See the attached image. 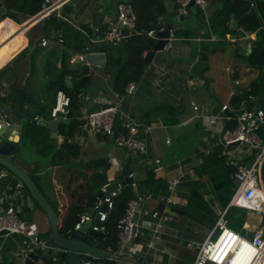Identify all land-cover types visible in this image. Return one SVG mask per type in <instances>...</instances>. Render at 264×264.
<instances>
[{"label":"crops","instance_id":"0c3cea01","mask_svg":"<svg viewBox=\"0 0 264 264\" xmlns=\"http://www.w3.org/2000/svg\"><path fill=\"white\" fill-rule=\"evenodd\" d=\"M1 1L0 70L5 68L9 77L2 86L18 83L31 103L22 118H18V107L0 105L7 121L21 126L19 131L4 129L0 137L15 144V163L57 207L59 227L74 202L88 200L83 195L88 182L101 175L108 184L122 182L124 168L129 167L135 178L134 192L143 198L135 217L137 234L120 253L105 248L103 237L94 238L93 245L102 244L116 258L92 263L194 264L200 244L235 193L231 172L255 161L256 150L227 146L223 134L236 128L242 113L264 107V7L260 0H243L251 2L244 15L253 19L246 23L248 28L234 13L239 0H208L206 11L195 6L186 16L178 15L176 0H164L157 32L173 31L169 46L156 51L149 62L146 57L153 49L145 52L144 74L134 83V93L123 97L113 87L118 67L91 66L90 74L83 76L79 60L88 51L106 53V48L116 51L118 63L126 58L124 42L115 47L104 41L121 0H70L58 15L66 23L63 29L45 32L36 28L43 22L28 23L29 13L18 16L20 22L2 18ZM42 39L49 40L46 47L41 46ZM153 40H159L158 33ZM23 51L27 55L22 56ZM84 78L90 83L79 97V129L66 138L67 129L60 124L58 133H52L48 123L53 120L57 92L69 89L72 95L79 94L75 86ZM6 93L0 90L3 97ZM119 102L118 124L129 115L140 125L147 154L130 153L109 137L89 133L84 117L105 104ZM33 109L38 119L26 117ZM260 135L264 139V125ZM0 176L4 177L0 180V213L13 206L26 227V234L0 236V264H25L26 257L15 254L35 232L39 239H50L49 220L28 191L10 186L12 174L2 171ZM19 192L21 196L15 198ZM103 203L101 199L98 209ZM235 213L233 223L237 217L243 223H235L234 232L250 237L261 220L245 209ZM37 264L66 263L50 251Z\"/></svg>","mask_w":264,"mask_h":264},{"label":"built area","instance_id":"2783aa9c","mask_svg":"<svg viewBox=\"0 0 264 264\" xmlns=\"http://www.w3.org/2000/svg\"><path fill=\"white\" fill-rule=\"evenodd\" d=\"M69 1L42 0L41 10L33 21L40 23L54 14L59 15ZM192 1H194L195 6L200 10H207L208 0H176L178 15H188L189 5ZM136 28L137 15L132 3L129 0L121 2L118 4V14L115 21L108 23L104 41L115 47L120 46L136 31ZM172 32L169 31L170 37L167 39L168 42L173 36ZM157 33L156 30H151L147 34L156 40ZM48 44L49 40H41L42 47H46ZM168 46L169 44L166 45V47ZM88 53H91V51L86 52L85 55L79 58L82 63L85 62ZM135 89L136 85L131 83L127 87L126 94L132 95ZM70 104L71 97L68 94L63 91L57 92L55 108L52 111L53 119H57L59 113H62L67 118L69 110L66 111V109L69 108ZM109 105L106 109L103 108L89 113L84 117L89 133L109 137L115 141L119 148L126 149L130 153L147 154L148 143L142 136L140 125L133 122L129 115H126L124 123L119 125L118 114L120 113L122 102ZM225 109H227V106L223 108V110ZM263 125L264 111H246L238 118L236 128L225 130L223 134V140L227 146H231L235 142L248 143L257 153L255 161L251 166H240L233 172L232 178L236 183L235 193L229 207L220 212L216 227L208 234L205 241L200 244L194 264H264V228L259 225V227L252 231L250 237H245L234 232L230 228L228 220L230 208L245 209L256 214L260 220L264 216V189L261 181V169L264 164V139L260 135V129ZM20 127L7 121L3 113H0V132L3 128L19 131ZM18 187L24 188L22 184ZM118 191L103 198V202L108 203L109 211L113 209V198L117 195ZM19 195L20 192L15 195V198ZM142 199L139 196L131 200L128 203L125 216L119 221L118 228L120 230L121 241L118 253L131 244L137 234L136 231V234L133 235V229L136 227L135 217L139 211ZM96 210H98V207H96ZM108 215L109 213L101 214V222L105 223ZM87 219V217L83 216L75 230L79 229ZM103 225L95 227V229L104 232ZM4 231L8 233L6 235L26 234L25 224L13 206L6 208L5 211L0 213V234ZM227 233H229V236L226 238ZM232 237L233 240L231 241ZM29 238V241L25 242L24 247L15 254L17 257H27L29 253L37 248L45 247L46 241L39 239L36 232L33 238ZM55 258H58V256L55 255Z\"/></svg>","mask_w":264,"mask_h":264},{"label":"trees","instance_id":"16d2710c","mask_svg":"<svg viewBox=\"0 0 264 264\" xmlns=\"http://www.w3.org/2000/svg\"><path fill=\"white\" fill-rule=\"evenodd\" d=\"M34 1L35 0H2L1 4L4 10L2 18H12L16 22H20L18 16L28 14L30 7L33 5ZM163 1L164 0H131V3L137 15V28L136 31L133 32L123 43L124 50L126 52V58L118 63L116 59V51L106 48V53L110 58L108 68L114 69L118 67L117 73L114 77L113 87L115 92L119 96L123 97L126 94V89L129 84L137 83L141 80L144 74L145 68L147 66L144 54L145 52L151 51L155 43L147 33L151 30L159 31L161 29V24L158 22V20L159 16H161L165 11L163 7ZM259 3L261 4L260 6L264 7V0H260ZM250 5L251 2L245 3L243 0H239L234 11L236 15L243 19L246 28H248L246 23H249L248 21L253 20L252 18L246 16L244 17ZM64 25H66V23H64L63 19L58 17V14H54L43 21L42 24H39L36 28L41 32L50 30L57 31L63 29ZM252 28L256 29V26L251 27V29ZM2 52L3 50L0 49V53ZM93 52L97 51L93 50ZM27 53L28 51H23L21 54L22 56H25L27 55ZM257 65L259 64L254 63V66ZM4 79H8L9 81V77H6L5 68L0 70V90L2 89L4 91H7V93L5 97L0 94V105L6 103L18 107V118H22L25 106L31 103L28 94L25 90H21L19 88L18 83L9 84L8 88L2 86V81ZM89 83V78H84L82 81H79L75 88L79 90L80 93L70 96L71 104L68 108L69 113L67 117L71 122L69 124H61L62 128L67 129V131L64 132L66 138L69 137V132L71 133L72 131V133L75 134V132L79 129L81 121L76 118L77 111L80 110L81 106V100L79 99V97L85 91ZM66 90V94H68L70 90ZM235 101L239 104L238 100ZM172 122L174 124H177V121ZM34 123L36 124L37 122L34 121ZM24 133H26V128L24 129ZM25 137L26 136H24V138ZM262 167L264 171V164ZM2 171H7V169L0 165V174ZM233 172L234 170L231 173ZM132 173L133 171L129 167H125L122 176L123 178L121 180H123L126 176H130ZM87 184L88 185L84 186L83 195H85L88 200L83 203L74 202L69 208L68 214L60 226V234L65 238H69L70 235L75 231L76 226L80 223L81 218L86 210L99 206V203L101 201L100 194L103 192L102 188L106 184H108V180L104 175H101L95 178V181L92 180ZM24 189L27 191L25 187ZM135 198H137V196L134 192V186L128 184L122 186V188H120V190L117 192V195L113 198V209L110 211L108 219L103 225L105 235L102 238L105 248L111 250L112 252L117 251L120 247L121 240L120 230L118 228L119 221L125 216L128 203ZM35 203L37 204V202ZM229 203V200H227L224 206L227 207ZM51 204L56 210L57 207L55 206V204ZM233 209L234 211H236V209L238 208L229 209L228 220L230 228L236 230V227L234 225L235 223H233L235 215L233 213ZM242 223L243 221L241 222V224ZM94 264L97 263L95 262Z\"/></svg>","mask_w":264,"mask_h":264},{"label":"water","instance_id":"95a60500","mask_svg":"<svg viewBox=\"0 0 264 264\" xmlns=\"http://www.w3.org/2000/svg\"><path fill=\"white\" fill-rule=\"evenodd\" d=\"M127 0H121V2H125ZM41 2L42 0H35L33 5L29 10V17L31 18L28 23L30 25L37 24L35 20L37 14L41 10ZM190 8L195 7L194 1H192L189 5ZM159 40L155 43L153 51L148 53L146 57V61H151V58L154 56L156 51H162L165 49V46L168 42V38L170 37L169 31H160L158 32ZM166 39V40H165ZM108 55L106 53H88L86 55L85 62L81 65L82 75L86 76L90 74L91 66L100 69H106L108 66ZM73 94V90L68 94L71 96ZM110 105L105 104L103 108L106 109ZM68 109H66L67 111ZM264 111V107L261 109ZM26 113V117L31 119H38V111L37 110H28ZM226 114H232L231 112H226ZM43 123V121H40ZM68 119L64 117L62 113L57 115V119H53L48 123L51 132L54 134L58 133V126L60 124L68 123ZM5 128L2 129V131ZM1 131V132H2ZM0 132V133H1ZM245 146L250 147L251 145L248 143H240L235 142L231 146ZM17 147L12 142L4 141L3 138L0 137V165L5 167L8 173L13 175V179L11 180L10 186L13 188L18 187L22 184L27 191L30 193L32 199L37 202L39 207L44 211L47 215L52 235L50 239H48L45 243V247H39L33 252L29 253L26 257L25 264H37L38 261L44 257L49 255L50 251L56 256H60L62 261L66 264H87L92 263L94 260H108L115 259V255L108 251L103 250L102 244L93 245L94 238H102L105 233L96 230L94 227L102 226L104 223L101 222V214L110 213L108 209V203L104 202L101 207L96 209L87 210L83 216L88 219L80 226L79 229L75 230L69 238H65L60 234L59 227V215L53 205L50 203L49 199L45 197L40 188L37 186L36 182L32 178V176L25 171L22 167L15 163V159L12 157V154L16 151ZM4 177L0 176V180H3ZM135 183V178L133 176H126L122 182H113L109 183L104 192L100 194V198L103 199L105 196L114 193L126 184L133 185ZM260 226L264 228V216L261 219ZM137 228L133 229V235L136 234ZM8 234L6 231L2 232L0 235L5 236ZM131 244L128 246L130 247Z\"/></svg>","mask_w":264,"mask_h":264},{"label":"rangeland","instance_id":"374dc122","mask_svg":"<svg viewBox=\"0 0 264 264\" xmlns=\"http://www.w3.org/2000/svg\"><path fill=\"white\" fill-rule=\"evenodd\" d=\"M261 181H262V184H263V189H264V171H263V173L261 172ZM236 212V211H235ZM235 212H233L234 214H236ZM232 213V214H233ZM236 215H234V217H235ZM229 219V218H228ZM241 222H242V220H241V218L240 217H237L236 219H235V223L237 224V223H240L241 224ZM233 230V229H232Z\"/></svg>","mask_w":264,"mask_h":264}]
</instances>
